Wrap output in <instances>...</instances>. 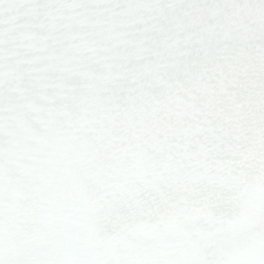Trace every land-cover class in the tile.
<instances>
[{"label": "clouds", "instance_id": "obj_1", "mask_svg": "<svg viewBox=\"0 0 264 264\" xmlns=\"http://www.w3.org/2000/svg\"><path fill=\"white\" fill-rule=\"evenodd\" d=\"M0 29V264H264V0H0Z\"/></svg>", "mask_w": 264, "mask_h": 264}, {"label": "snow or ice", "instance_id": "obj_2", "mask_svg": "<svg viewBox=\"0 0 264 264\" xmlns=\"http://www.w3.org/2000/svg\"><path fill=\"white\" fill-rule=\"evenodd\" d=\"M0 31H2V29H0ZM174 206H178V205H174ZM164 226H165V227H170V226H173V225H170V224L164 223Z\"/></svg>", "mask_w": 264, "mask_h": 264}]
</instances>
